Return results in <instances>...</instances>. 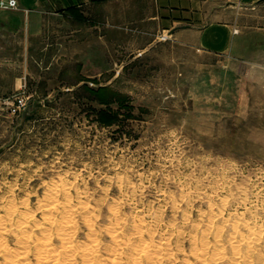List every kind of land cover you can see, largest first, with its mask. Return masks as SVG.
Listing matches in <instances>:
<instances>
[{
	"label": "rangeland",
	"instance_id": "374dc122",
	"mask_svg": "<svg viewBox=\"0 0 264 264\" xmlns=\"http://www.w3.org/2000/svg\"><path fill=\"white\" fill-rule=\"evenodd\" d=\"M59 185L68 189L61 202L94 212L104 256L117 214L134 241L137 225L155 224L144 239H168L175 259L162 264H199L193 256L203 245L211 259L224 252L212 264L235 263L238 253L242 264H258L264 67L199 52L146 28H115L97 6L49 18L44 35L27 42L0 37V219L14 224L34 216L29 232ZM86 212L76 217L79 244L87 240Z\"/></svg>",
	"mask_w": 264,
	"mask_h": 264
},
{
	"label": "crops",
	"instance_id": "0c3cea01",
	"mask_svg": "<svg viewBox=\"0 0 264 264\" xmlns=\"http://www.w3.org/2000/svg\"><path fill=\"white\" fill-rule=\"evenodd\" d=\"M2 1V0H0ZM0 7V37H42L48 20L97 6L105 22L146 28L178 45L264 67V0H17ZM68 16V15H67ZM68 17H71L68 16Z\"/></svg>",
	"mask_w": 264,
	"mask_h": 264
},
{
	"label": "bare ground",
	"instance_id": "6f19581e",
	"mask_svg": "<svg viewBox=\"0 0 264 264\" xmlns=\"http://www.w3.org/2000/svg\"><path fill=\"white\" fill-rule=\"evenodd\" d=\"M47 190H48V188H46V191ZM67 190L68 189L65 186L59 185V187H55V188L48 191V195L46 197V200L41 207V211H42V218L41 219H42V221L39 222L38 224H35L32 228H30L29 232L26 229H28V227L31 223L32 217H34V216H29L28 214H25L22 216L21 219L17 218V219H19V221L18 222L16 221L17 223H14V224L10 223V221H13V218H12V220H9L6 218L0 219V256H5V257H3L0 264H162V263H164V260L168 256L171 257L172 260H175L174 257H172L174 255L172 253H170L169 248H167L164 244V243L167 244V242H169L167 238H165V239H167L166 240L167 242H164L165 240H163L164 243L160 242V243H162L161 245L153 244L154 242H150V241H152V240H149L150 238H148L149 241L144 239V235H145L144 230H146L147 227H151L152 225L147 226L146 229H144V227L142 226L143 224L137 225L135 230H134L135 231L134 235L138 240L136 239L134 241L132 239L133 237L131 235H130L131 238L127 237V235H125V233L127 231H125V233H124V229L126 230V228L123 229V227L120 226V224H122V223H121L120 218L117 214H114V218L116 220V223H114L112 227L109 226V228L106 230V232L110 236L111 245H110V248L108 247L109 248L108 249L109 254H107L108 252L107 253L105 252L107 256L106 255L104 256L103 254H101V250L102 249L107 250V247L103 248L104 244L102 245V242H101V239H100V236L98 233V229L96 230V228H95L96 225L93 223L94 212L92 214V211H90V209L88 210L89 207L88 208L87 207H79V205H77V204L74 205L72 203V201L68 200L67 198L64 199L65 201L61 202L60 199H62V198L59 199V195H61L62 193L68 194ZM70 192H71V190H70ZM10 211L12 212V210H10ZM16 211H17V209H16ZM16 211H13V212H16ZM85 211H87L86 214L84 213L81 215L84 216V220H85V223H86L87 229H88V231H87L88 234L86 233L87 237L85 236L87 238V240H86V242L79 244L78 241H76V236L78 234L76 217L80 213H83ZM35 212H37V211H35ZM95 213H97V212H95ZM12 215H14V214H12ZM3 216H4V214H3ZM5 216H7V215H5ZM145 216H148V215H145ZM160 216H158V217H160ZM151 217H153V216H151ZM145 221H147V223H148V220H145ZM150 222H152V221H150ZM205 222H207V220ZM127 223H128V221H127ZM147 223H145L144 226ZM154 223H156V222H154ZM108 225H109V223H108ZM153 226H155V224H153ZM153 226H152V230H153ZM205 226H206V223H205ZM214 226H215V224H214ZM104 227H102V228H104ZM195 228L197 229V227H195ZM35 230L39 231L40 233H37V235L34 234ZM147 230H149V229H147ZM199 230H200V228H199ZM254 230H256V229H254ZM131 231H130V233H131ZM172 232H173V230H172ZM207 232H209V231H207ZM149 233H151V232H149ZM158 235L159 234L157 233V236ZM177 235H179V233ZM202 235H205V234H202ZM243 235H245V234H243ZM254 235H255V233H254ZM11 236L13 237V239L15 238V242H16L15 247H12V246L10 247V245H8V238L9 237L11 238ZM157 236H154V237L156 238ZM190 237H192V236H190ZM198 237H196V238H198ZM200 237H202V236H200ZM211 237H213V235H211ZM257 237H258V235H257ZM175 238H176V236H175ZM179 238H180V236H179ZM205 238H203V239H205ZM152 239H154V238H152ZM238 239H240V238H238ZM238 239H236V241H234V243H236V245H234L235 248H237L239 245H241L242 240H238ZM244 239H246V238H244ZM173 241H174V239H173ZM179 241H181V240H179ZM216 241L218 242V240H216ZM255 242L256 241L254 239H249L246 241V243L249 245V248H250V246L254 247ZM220 243H219V245L222 244V243L221 244ZM174 244H177V241ZM194 245H195V243L193 244V246ZM209 245H210V242H209ZM256 246H257V244H256ZM261 246H263V243ZM180 247H182V246H180ZM258 247H259V245H258ZM260 249L256 248V251L257 250L260 251ZM229 250H230V248H229ZM190 251H191V249H190ZM208 251H209L208 248L204 247V245H203L202 248H199L194 253L193 257H195V259L198 261L199 264H212L211 262H214V260L222 261L225 259L224 252H222L220 249L217 250L216 253H214V256H212L213 259L210 258L211 256L209 257ZM213 251H211L210 254ZM175 252L176 251H174V253ZM193 252H194V249H193ZM232 252L233 251H231V255H232ZM178 253H179V251H178ZM237 253H238V251H237ZM250 254H251V251H250ZM259 254H261V253H259ZM235 255H233V256L235 257ZM233 256H232V258H233ZM244 257L242 255H240V253H238V255H236V257H235V263L237 262L238 264H242V262L245 261ZM257 257L258 256L256 255L255 260L257 259ZM170 259H167V261L169 262ZM246 259H248V258L246 257ZM260 259H261L260 262L257 259L258 264H260L262 259H264V258H260ZM185 260L188 261L187 258ZM246 262H248V261H246ZM190 263L188 262L186 264H190ZM229 263L233 264L234 262L233 263L229 262ZM229 263H226V264H229ZM184 264H185V262H184ZM247 264H250V262H248Z\"/></svg>",
	"mask_w": 264,
	"mask_h": 264
},
{
	"label": "built area",
	"instance_id": "2783aa9c",
	"mask_svg": "<svg viewBox=\"0 0 264 264\" xmlns=\"http://www.w3.org/2000/svg\"><path fill=\"white\" fill-rule=\"evenodd\" d=\"M0 7L5 9H16L18 7L17 0H2L0 1Z\"/></svg>",
	"mask_w": 264,
	"mask_h": 264
}]
</instances>
